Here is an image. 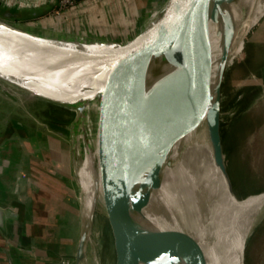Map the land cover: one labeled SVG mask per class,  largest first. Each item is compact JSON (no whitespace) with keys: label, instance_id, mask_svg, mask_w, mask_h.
<instances>
[{"label":"water","instance_id":"water-1","mask_svg":"<svg viewBox=\"0 0 264 264\" xmlns=\"http://www.w3.org/2000/svg\"><path fill=\"white\" fill-rule=\"evenodd\" d=\"M233 1L166 0L144 31L123 39L28 22L49 15L56 0L35 6L0 0V80L75 109L78 121L91 102H102L103 192L92 158L95 192L89 207L82 192L75 264L87 258L100 198L114 237L116 264H207L187 237L164 232L153 223L150 228L140 220L153 191L162 187L165 168L174 163V147L204 115L214 163L229 193L245 197L264 191L239 196L223 146L222 83L231 25L225 6ZM220 21L222 65L214 84L210 24ZM19 218L18 211L0 206L5 234L10 235ZM243 259L245 264V250Z\"/></svg>","mask_w":264,"mask_h":264},{"label":"crops","instance_id":"crops-1","mask_svg":"<svg viewBox=\"0 0 264 264\" xmlns=\"http://www.w3.org/2000/svg\"><path fill=\"white\" fill-rule=\"evenodd\" d=\"M8 1L35 6L55 0ZM165 1L79 0L61 17L49 14L28 22L131 39L139 19H153ZM255 32L253 47L263 57L264 25ZM30 98L37 99L0 80V206L12 208L20 215L10 235L0 229V264H64L77 247L75 230L66 229L78 194L73 156L63 138L64 123L48 119L41 127L38 121L18 117L19 103Z\"/></svg>","mask_w":264,"mask_h":264},{"label":"rangeland","instance_id":"rangeland-1","mask_svg":"<svg viewBox=\"0 0 264 264\" xmlns=\"http://www.w3.org/2000/svg\"><path fill=\"white\" fill-rule=\"evenodd\" d=\"M247 4L246 2L241 19L244 17ZM146 17L149 15L144 18ZM249 17L252 19V13ZM142 19L140 18L137 23L135 35L151 21L149 18L144 21H141ZM250 19L244 18L243 24H249L245 28L246 32L241 40L243 47L239 53L235 52L229 55L222 83L221 131L223 146L229 172L239 196L247 195L260 188L264 189V56L262 57V52L255 51L253 47V35H256V28L264 25V11L251 21ZM140 21L142 25H140ZM12 98L15 99L14 96ZM19 104L17 114L22 119L38 121L41 127H45L42 124L48 119L62 122L65 125L63 138L71 150L75 178L78 182L76 184L78 194L75 197L77 199H75L76 202L68 216L66 229L75 230V241L78 244L83 216V194L77 173L76 156L78 127L80 126L77 120L78 112L75 109L42 99L32 98ZM205 122L206 115L199 121V148L204 151V157L209 164L208 169L213 179L218 185L224 184L227 188L220 168L214 163ZM260 198L261 200L256 204L248 206ZM221 199L233 219L236 217L244 219L247 216V212H245L247 207L253 208L264 201V191L245 197H235L229 193L227 188L225 196ZM78 213L80 216L76 218ZM74 218L76 220L71 223L72 225H68L69 221L72 222L71 219L74 220ZM244 250L245 264H264V217L254 225ZM75 254L76 249H72L67 259L64 260V264H75ZM204 257L207 258L206 252ZM87 260L88 264H116L114 237L101 198L97 203L91 240L87 246Z\"/></svg>","mask_w":264,"mask_h":264},{"label":"bare ground","instance_id":"bare-ground-1","mask_svg":"<svg viewBox=\"0 0 264 264\" xmlns=\"http://www.w3.org/2000/svg\"><path fill=\"white\" fill-rule=\"evenodd\" d=\"M246 2L248 3L247 8L241 19ZM263 11L264 0H235L225 6V13L231 19L228 32L230 36L228 57L235 52L239 53L243 47L241 40L249 24H243L244 18L250 19L249 16L252 13L253 19ZM159 12L138 33L144 31ZM220 32L223 35V21L211 22L214 84L218 81L222 65L223 43ZM102 111V102L95 100L88 105L86 115L82 116L79 121L76 149L77 173L85 196L86 207L91 205L95 192L92 158H96L100 173L99 192L100 194L103 192L101 180ZM199 146L198 122L174 147L172 156L174 163L165 168L162 187L153 191L150 203L143 209L140 220L150 228L154 224L164 232L187 237L203 254L206 252L207 264H243L244 246L247 239L256 222L258 223V220L264 217V201L253 208L247 207L245 209L247 216L244 219L242 217L233 219L221 199L225 196L227 188L224 184L218 185L213 179L208 169L209 164L204 157V151L203 149L201 151ZM178 147L181 148L178 149ZM261 198L248 206L256 204ZM83 264H88L87 258Z\"/></svg>","mask_w":264,"mask_h":264},{"label":"built area","instance_id":"built-area-1","mask_svg":"<svg viewBox=\"0 0 264 264\" xmlns=\"http://www.w3.org/2000/svg\"><path fill=\"white\" fill-rule=\"evenodd\" d=\"M56 1H57L56 5L50 13L56 17L63 16L69 9H71L79 2V0H56ZM61 30L79 33V31L76 30H65V29H61Z\"/></svg>","mask_w":264,"mask_h":264}]
</instances>
